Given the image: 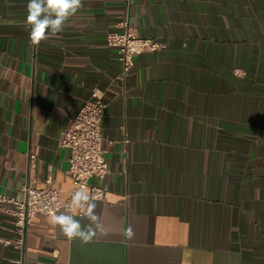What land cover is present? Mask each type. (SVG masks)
I'll list each match as a JSON object with an SVG mask.
<instances>
[{
	"label": "crops",
	"instance_id": "0c3cea01",
	"mask_svg": "<svg viewBox=\"0 0 264 264\" xmlns=\"http://www.w3.org/2000/svg\"><path fill=\"white\" fill-rule=\"evenodd\" d=\"M27 3L0 0V195L50 179L68 197L60 142L95 89L109 172L88 243L39 213L21 252L0 203V264H264V0H83L39 45ZM122 18L161 42L123 79ZM78 210L56 215L86 229Z\"/></svg>",
	"mask_w": 264,
	"mask_h": 264
},
{
	"label": "built area",
	"instance_id": "2783aa9c",
	"mask_svg": "<svg viewBox=\"0 0 264 264\" xmlns=\"http://www.w3.org/2000/svg\"><path fill=\"white\" fill-rule=\"evenodd\" d=\"M106 42L116 50L122 64L121 79L134 67L135 57L146 51H157L161 42L142 37L131 26L128 18H122L117 28L107 34ZM107 109L103 91L95 89L91 98L84 103L66 133L61 139V146L68 152V174L72 178V187L66 199L62 191L51 185L40 186L36 179H30L21 187V199L0 195V203L9 205L5 211L14 217L15 240L6 241L7 245L25 251L29 226L37 214L52 216L61 210L71 212V200L74 194L83 190L90 196V203L103 201L106 189L91 182L94 178H105L109 172L103 148L102 121ZM31 163L35 156L31 155ZM79 215L88 214L87 204L79 208Z\"/></svg>",
	"mask_w": 264,
	"mask_h": 264
},
{
	"label": "clouds",
	"instance_id": "9594fccd",
	"mask_svg": "<svg viewBox=\"0 0 264 264\" xmlns=\"http://www.w3.org/2000/svg\"><path fill=\"white\" fill-rule=\"evenodd\" d=\"M83 6V0H28L24 24L29 31V40L33 45L50 36H56L64 30L65 23L74 16ZM87 204L88 219L91 222L85 229L79 220L68 214H53L51 222L58 225L63 234L69 239L79 238L88 243L94 231L92 224H97L99 218L93 214L95 205L90 203V196L83 190L77 191L71 200L74 208H83Z\"/></svg>",
	"mask_w": 264,
	"mask_h": 264
}]
</instances>
